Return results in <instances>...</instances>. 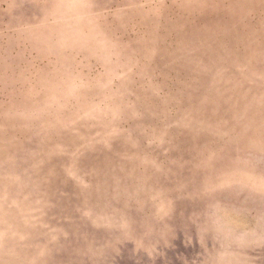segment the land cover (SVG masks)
I'll return each instance as SVG.
<instances>
[{"label":"rangeland","instance_id":"1","mask_svg":"<svg viewBox=\"0 0 264 264\" xmlns=\"http://www.w3.org/2000/svg\"><path fill=\"white\" fill-rule=\"evenodd\" d=\"M0 264H264V0H0Z\"/></svg>","mask_w":264,"mask_h":264}]
</instances>
